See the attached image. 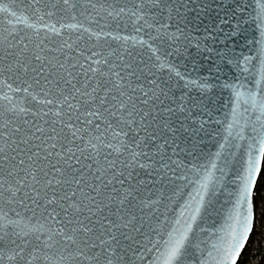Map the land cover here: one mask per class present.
<instances>
[{
  "label": "snow or ice",
  "instance_id": "1",
  "mask_svg": "<svg viewBox=\"0 0 264 264\" xmlns=\"http://www.w3.org/2000/svg\"><path fill=\"white\" fill-rule=\"evenodd\" d=\"M14 3L15 9L29 11L39 20L45 16L81 17L100 27L101 31L94 33L98 38L106 35L132 39L116 35L121 25L127 29L131 23L133 31L147 37L140 41L142 45L161 39V30L169 25L153 28L164 19L175 21V31L164 32L168 40L179 44L183 38L191 43L192 31L204 19L210 20L207 14L213 11L212 0ZM232 4L226 11L225 5L217 4V15L224 11V16L215 26L204 27L205 40L225 45L220 50L204 47L215 51L209 72L216 73L221 91L231 90V109L225 115L227 134L224 143L219 144L221 151L203 159L199 152L182 147L195 149V138L205 132L203 124H185L189 120L195 123L196 116L219 123L213 116L214 101L204 92L216 85L199 80L186 82L204 94L183 107L184 116L177 127L171 120L174 109L165 104L172 91L169 82L156 84L153 80L155 86L145 91L138 81L152 73L142 61L134 67L126 52H93L92 56L99 57L92 61L96 67L85 68L78 59L82 52L76 47L82 37L64 39L62 30L81 28L89 33V28L83 24H60L57 28L49 23L43 25L47 31L41 35L40 26L29 22L23 13L18 16L12 7L0 5V12L16 18L0 20V78L5 82L7 78L30 79L46 97H51L45 104L55 108L40 109L31 113V119H21V115L28 116L29 110L14 103L10 94L0 96V101L6 102L0 103V264H38L41 255L46 264H145L146 256H151L147 264H237L253 227V195L264 169V0H232ZM232 21V27L221 38L219 33L224 30L220 25ZM18 23L32 31L18 28ZM250 24L255 28L251 37L245 36L248 53H237L226 41ZM105 28L113 30L105 33ZM52 36L60 38L55 46ZM196 39V47L200 48ZM152 46L148 43L149 48ZM156 59L183 79L172 64L160 56ZM225 64L230 67L231 81H221L228 75ZM101 65L106 70L102 71ZM192 70L199 69L194 64ZM7 87L9 92L21 90L12 89L10 84ZM241 105L245 106L243 110ZM94 120L99 122L94 124ZM113 120L115 127L123 125L127 131L116 132ZM110 130L114 138L121 137L118 143L108 140L105 134ZM241 141L246 144L239 160L233 151L223 153L226 147L238 150ZM105 148L126 158L112 159L113 152H105ZM181 153L184 159L179 158ZM188 156L192 159L187 160ZM137 167L147 169L146 174L158 177L162 185L167 182L172 196L187 191L175 219L168 215L171 197L166 200L162 195L159 202L138 200L142 183ZM228 176L232 177L233 187L226 190L228 199L224 203L230 207L214 238H208L209 250L205 247L208 241L196 232L197 221L203 212L211 215L217 211L212 207L214 199L224 189ZM156 203L161 207L145 216V207ZM10 205L30 210L39 220L33 224L19 212L13 218L4 210ZM34 233L47 234L44 248L48 251L41 252L28 239ZM39 240L40 235H36L35 241Z\"/></svg>",
  "mask_w": 264,
  "mask_h": 264
},
{
  "label": "water",
  "instance_id": "2",
  "mask_svg": "<svg viewBox=\"0 0 264 264\" xmlns=\"http://www.w3.org/2000/svg\"><path fill=\"white\" fill-rule=\"evenodd\" d=\"M15 2H19V0H15ZM27 2V0H25ZM109 2H112V0H109ZM117 3H123L124 0H116ZM222 3L226 6L225 11L228 8L233 7L232 0H212V9L213 11L211 13H208L207 15L210 16L209 19H204L203 23L198 26V28H195L191 33V43L189 41L184 40L181 38L179 44H173L172 41L168 40V38L164 35V32H173L175 31V21H168L166 19L159 20V23H156L154 25L153 31L156 27H159L160 24H168L169 27L167 29L161 30V39L156 41H149L148 43H151L153 46L152 48L148 47V43L141 44V40H147V37L143 32L137 33L133 31L131 23L129 24L128 28H123V25H121L120 30L116 33L119 37H126L130 36L132 39H129L127 41L123 39H117L113 38L111 36L106 35H100L99 38L94 35V33H98L101 31L100 27L97 26L95 23H89L88 21L84 20L81 17H78L77 19L73 20L71 17H64L61 19L59 16L54 17H47L45 16L43 20L37 19L36 16H33L31 12L29 11H23L15 9V3L14 0H0V5L12 7L13 10L17 11V15H23L27 16L29 18V22L35 23L38 26H40V32L41 35L44 34V32L47 31L43 25L45 24H55L57 28L60 27V24L69 25V24H83L84 27L89 28L90 32L85 33L83 32V29L81 28H68L65 27L63 31V38L67 39L68 36H72V38L75 40L77 36H81L82 39L78 41L77 49L82 52V55L78 56V59L81 63L85 64V68H87L89 65L92 67H96L92 63V61L98 59L99 57L92 56L91 54L93 52H103L105 54L109 52H117V53H128L127 59L131 60L133 62V66H136V62L142 61L143 65H146L148 68V71L152 73V75H146V79H141L138 81V83L144 88L145 91H148L149 89H152L155 85L152 83L153 80H155L156 84L161 83L162 81H168L169 86L172 88L171 93L169 94L170 98L168 100H165V104L167 106H170L174 109L175 114L171 117V120L176 123V126L178 127V120H182L184 116V112L182 111L183 107L190 105L193 98L198 97L199 95L204 94L198 87L195 85H191L186 83L187 81L191 80H199L201 82H208L210 84L216 85L215 87L211 89L204 90L208 95H210L214 101V103L211 105V107L214 109L213 116L215 118V121H219V123L212 122L209 123L206 116H196L195 123L193 121L189 120L186 122V127H199L201 124H203V128L205 129V132L209 133L210 135H205V132H201L199 136L195 138V149H192L190 146H182L185 148V151H196L201 154V158L207 156L208 154H214L217 151H221L219 149V144L224 143V137L226 136V126L227 121L225 120V115L230 112L231 104L229 103L231 99V90L227 89L224 91H221L219 84L217 83L215 77L216 73L214 71L209 72V68L213 65L216 57H215V51H208L204 45H208L210 48L214 50H220L225 45L221 43H213L211 40H205V32L204 27L205 25L211 24V26H215V24L219 21L221 16H224V11H219V15H217V4ZM194 15V13H193ZM12 19L15 20V17H11L7 13L0 12V20L3 19ZM227 19V17H225ZM140 23H143L141 21ZM234 21L230 23L221 24L220 27L224 30L219 33V36L222 38L224 36V32L228 31L231 27ZM2 26V25H0ZM18 28L24 29L25 31H32V29H27L23 23H18L16 25ZM245 31H242L240 34L233 33L232 37L226 41L228 45H232L235 48V51L237 53L244 52L248 53L247 47H245V36L251 37L253 34V30L255 28V25H246ZM113 28H105L103 31L106 33L108 31H112ZM210 30V29H209ZM199 38L200 48L196 47L197 39ZM51 39L53 40V45L55 46V42L58 41L60 38L52 36ZM175 49H179V51H175ZM169 53H171L169 55ZM75 54V53H74ZM157 56L162 57L164 60L167 61V63L172 64L177 71L181 73V77H176L174 72H171L168 67L161 66L160 62L156 59ZM195 66L199 69L198 71H193V66ZM142 65V66H143ZM101 70H106V68L101 65ZM224 71L227 73V76H222L221 81L224 79H228L231 81L232 73L230 70V67L225 64L224 65ZM91 76L92 74L89 73ZM83 77H81L82 79ZM11 85L12 89H21L20 91H12L9 92V89L7 85ZM31 85V87H29ZM24 89H27L25 91ZM10 94L13 97V102L16 103L19 107H23L25 109L29 110V114L27 117L21 115V119L27 118L31 119V113L38 111L40 109H43L44 111H47L49 108H52L53 111H55V108L53 105H46L45 101L48 98L44 95V92L40 90V87L38 85H35L33 81L27 78H22L20 80H17L15 78H7L5 82V78H0V96H3L4 94ZM0 103H6L3 101H0ZM245 106L241 105V109L243 110ZM255 115V114H253ZM195 116V113H194ZM52 117H46V119H51ZM84 119V117H82ZM99 121L94 120V124L98 123ZM115 120H113L114 130L116 132L120 131H127V129L120 125L119 127H115ZM103 131V129H102ZM112 143H118L119 139L121 137H113L112 131H108L105 134ZM128 136H131V133H128ZM230 143H237L236 141H230ZM241 144V147L237 150L235 148L226 147L223 151L224 154H226L228 151H233L236 153V159L239 160L243 156L244 148L243 145L246 144V141L238 142ZM105 152H113L112 149L105 148ZM177 151H180L179 149ZM168 155H171V149L168 150ZM112 159H124L125 156H121L120 153L113 152ZM177 157H173V159H176ZM180 159H184V154L181 153ZM192 157L188 156L187 160H191ZM187 162V161H185ZM199 163V161H197ZM135 171L138 173V178L142 183V187L139 190V199H146L148 201H157L159 202L161 199V196L167 200L169 197H171V204L169 208V217L170 219H175L180 211L181 205L184 203V199L187 198V191H184L182 195L180 196H172L171 191L169 190V185L167 182H165L163 185L161 183V180L154 176V175H148L147 169H140L136 168ZM170 176L171 173H168ZM231 176L227 177V181L225 183L224 189H222L217 196L214 199L213 208H216L217 211L212 212L211 215L208 214V212L202 213V218L198 219L197 221V227L196 232L200 235L201 239H204L207 242L205 247L210 250L211 244L209 237H213V234L216 233L217 228L223 223L224 215L226 214V210L228 207H230L229 204L224 203L228 199L226 190L231 189L233 186L231 185ZM176 184H183L182 181H175ZM257 185V184H256ZM256 188V187H255ZM255 191V190H254ZM138 202V201H137ZM253 203H254V195H253ZM223 204V208H220V205ZM161 207L159 203L153 204L151 208L145 207L144 214L145 216L149 215L150 212L155 211L156 208ZM11 209V210H10ZM5 211L9 212V215L13 218H16V213L19 212L21 216L26 220L30 221L31 223L35 224L39 220L38 216H33L32 212L28 209H25L21 206L16 205H10L7 208L4 209ZM208 211H211L209 209ZM254 214H255V207H254ZM137 216L140 215V213L137 211ZM40 222H43L42 220ZM255 224V215H254V223L251 230V233L249 235V238L247 240V243L251 237V234L254 229ZM203 229V232L200 230ZM11 231V229H9ZM40 235V240L35 241V236ZM46 233L45 234H39L34 233L30 234L28 239L33 240L34 243H36L39 247L41 252L48 251V249L44 248V242L46 240ZM163 237H161L162 239ZM57 240H60L61 237L57 236ZM19 243V241H17ZM246 243V245H247ZM245 245V247H246ZM243 248L239 259L245 249ZM205 258H207V251H205ZM151 259V256L145 257V264H147V260ZM238 259V261H239ZM238 263V262H237ZM38 264H46V261H44L43 256L41 255L40 260L38 261Z\"/></svg>",
  "mask_w": 264,
  "mask_h": 264
},
{
  "label": "trees",
  "instance_id": "3",
  "mask_svg": "<svg viewBox=\"0 0 264 264\" xmlns=\"http://www.w3.org/2000/svg\"><path fill=\"white\" fill-rule=\"evenodd\" d=\"M264 169L254 191L255 224L251 237L237 264H264Z\"/></svg>",
  "mask_w": 264,
  "mask_h": 264
}]
</instances>
